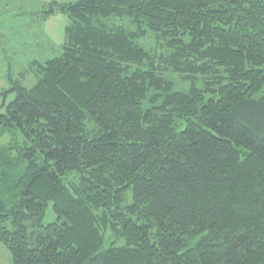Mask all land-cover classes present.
Wrapping results in <instances>:
<instances>
[{
	"label": "trees",
	"instance_id": "1",
	"mask_svg": "<svg viewBox=\"0 0 264 264\" xmlns=\"http://www.w3.org/2000/svg\"><path fill=\"white\" fill-rule=\"evenodd\" d=\"M54 10L60 55L0 113L11 264H264V0Z\"/></svg>",
	"mask_w": 264,
	"mask_h": 264
},
{
	"label": "rangeland",
	"instance_id": "2",
	"mask_svg": "<svg viewBox=\"0 0 264 264\" xmlns=\"http://www.w3.org/2000/svg\"><path fill=\"white\" fill-rule=\"evenodd\" d=\"M76 0H0V113L2 106L14 99L8 92L13 83L18 81L25 88L32 87L36 82L34 68L47 60L60 55L65 42V31L68 25L67 16L59 10L52 14H44L51 5L72 3ZM146 43H151L149 40ZM151 45V44H150ZM149 45V46H150ZM177 87L186 89L179 79H175ZM22 134L15 130L2 132L0 146L21 143ZM72 180V179H71ZM130 194H126V202H130ZM55 221L51 204L48 205L42 223ZM0 264H11V257L0 243Z\"/></svg>",
	"mask_w": 264,
	"mask_h": 264
}]
</instances>
